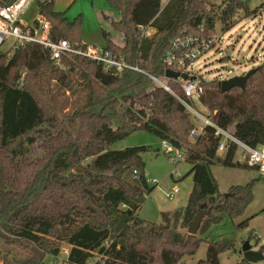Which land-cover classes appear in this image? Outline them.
<instances>
[{"label": "trees", "instance_id": "1", "mask_svg": "<svg viewBox=\"0 0 264 264\" xmlns=\"http://www.w3.org/2000/svg\"><path fill=\"white\" fill-rule=\"evenodd\" d=\"M107 1L119 11L111 25L123 34L124 43L104 30L105 48L145 73L116 75L76 54L56 64L37 43L0 52V264H46L66 248L67 264H87L98 254L107 257L106 264H179L204 242L206 257L195 264H221L220 255L235 249L236 240L206 234L246 213L254 181L222 193L211 166H249L236 160L235 142L218 153L219 139L211 126L191 140L195 123L177 97L185 96L180 84L166 80L174 95L151 76L164 77L165 48L175 38L213 37L217 22L226 33L237 25L241 10L245 17L257 10L244 0H170L164 8L161 0ZM39 6L55 40L83 42L81 16L69 19L53 0ZM142 27L155 31L145 37ZM202 85L200 101L219 126L250 146L264 144V62L243 86L222 91L220 79ZM137 130L185 148L192 164L187 176H193L194 185L187 205L162 212L160 223L138 216L157 186L145 174L143 154L151 148H112ZM80 165L84 170H78ZM202 211L198 232L190 234ZM256 215L235 228H248ZM256 245L264 252L258 238ZM234 264L255 263L242 258Z\"/></svg>", "mask_w": 264, "mask_h": 264}, {"label": "rangeland", "instance_id": "2", "mask_svg": "<svg viewBox=\"0 0 264 264\" xmlns=\"http://www.w3.org/2000/svg\"><path fill=\"white\" fill-rule=\"evenodd\" d=\"M41 1L45 0H35L24 14L23 19L26 22L33 23L35 19H38L41 13L39 6ZM53 1L55 9L66 11L69 19L74 20L78 16L82 17V41L87 45L97 48L106 47L108 42L104 36V30L110 33L109 37L113 41L124 43L123 34L115 31L111 25V19L120 18L119 11L113 8L107 0ZM169 1L161 0V3L165 6ZM244 1L251 9L256 8L257 13L245 17L241 10L235 17L237 25L226 33L222 31V24L217 22L215 35L219 37V41L216 48L193 64L194 73L199 74L204 80L241 79L249 74L255 66L264 62V0ZM216 2L220 4L221 1L217 0ZM197 104L203 112L209 113L201 101L197 100ZM197 123L199 124V122ZM140 145L151 148L149 152L143 154V159L146 162L145 174L150 184H157V186L150 195L146 196L138 211V216L147 221L160 223L162 222V212L174 211L187 205L194 185L193 176H187L192 164L187 160L174 164L164 151L163 140L145 130L133 132L114 143L112 148L119 150ZM236 159L244 162L240 152L236 155ZM211 169L222 193H227L232 185H244L254 181V199L246 213L234 220H227V222L225 220L223 222L226 223L223 226L214 229L215 235L224 234L223 236L236 240L235 249L220 255L221 264H234L243 258L241 248L246 240H250V236L254 234L253 239L250 240L254 247L260 248L256 245L257 235L260 237L259 243L264 244V176H260L257 169L253 167L238 168L214 164ZM176 171L180 175L179 179ZM175 186L179 187V192L175 198H167L166 192ZM254 214L257 215L251 219L248 228L243 230L235 228L236 224ZM206 235L208 236V233ZM206 250L207 244L204 242L194 256L184 257L179 264H195L199 259L206 257ZM66 258L67 255L61 253L60 257L52 258L46 264H67ZM257 264H264V259Z\"/></svg>", "mask_w": 264, "mask_h": 264}, {"label": "built area", "instance_id": "3", "mask_svg": "<svg viewBox=\"0 0 264 264\" xmlns=\"http://www.w3.org/2000/svg\"><path fill=\"white\" fill-rule=\"evenodd\" d=\"M34 1L14 0L11 3L0 2V52H14L21 47L37 43L49 50L51 58L56 64L61 63L63 56L76 54L89 57L103 64L107 70L112 71L116 75H123L126 70L145 73L140 66L128 63L122 56H115L113 52L107 50L105 47L97 48L96 46H89L84 42L73 45L67 39L55 40L52 37L48 20L41 13L33 23L26 22L23 16ZM141 29L145 37H151L155 31L151 27H142ZM218 41L219 37L216 35L210 37L203 34H188L175 38L165 48L164 64L166 69L188 73L190 76H196V79L168 78L166 74L162 79L154 76L151 77L165 90L174 95L177 94L166 80L173 79L180 84L185 96L180 97L177 95V97L195 123V127L191 130L192 140H195V138L203 133L207 126H211L215 130V136L219 139L218 153L220 155L228 150L232 142H235L239 146V152L244 163L249 167L256 168L260 176H264V144L253 147L244 143L228 129L219 126L209 113L206 114L198 107L197 100L200 101V97L204 93L202 85L204 79L199 74L194 73L193 64L199 58L214 50ZM163 146L165 153L174 164L186 160L187 150L185 148H179L167 140H163ZM179 190L178 186L171 188L166 192V197L169 199L175 198ZM123 206L125 207V205ZM63 253L68 256L69 250L66 248ZM106 260V256L98 254L89 260L87 264H97L98 262L106 264Z\"/></svg>", "mask_w": 264, "mask_h": 264}, {"label": "water", "instance_id": "4", "mask_svg": "<svg viewBox=\"0 0 264 264\" xmlns=\"http://www.w3.org/2000/svg\"><path fill=\"white\" fill-rule=\"evenodd\" d=\"M253 70L250 72L252 73ZM247 74L245 77L238 79V78H234L231 80H226V81H222V91H226L234 86H243L248 78V76L250 75ZM166 76L168 78H183L185 80L187 79H191L194 80L196 79V76H190L188 73H182V72H178V71H174L171 69H167L166 70ZM78 170H84V167L82 165L78 166ZM121 173H118V177H120ZM227 195V194H226ZM205 212L202 211L200 212L195 221L191 224V226L189 227V233L190 234H196L201 226L202 220L204 218ZM241 251L243 253V258L248 260L249 262L252 263H258L259 261L264 259V253L263 251H261L260 249H255V247L252 245V243L250 242V240H246L241 248Z\"/></svg>", "mask_w": 264, "mask_h": 264}, {"label": "crops", "instance_id": "5", "mask_svg": "<svg viewBox=\"0 0 264 264\" xmlns=\"http://www.w3.org/2000/svg\"><path fill=\"white\" fill-rule=\"evenodd\" d=\"M166 5H167V4H166ZM166 5H165V6H166ZM165 6L162 5V8H164ZM236 160H238V159H236ZM238 161H239V160H238ZM175 173H177V171H176ZM176 175H178L177 177H178V179H179V178H180V175H179L178 173H177ZM232 186H234V185H232ZM230 187H231V186H230ZM230 187H229V188H230ZM228 190H229V189H228ZM190 193H191V192H190ZM252 202H253V201H252ZM252 202H251V204H252ZM251 204H250V205H251ZM250 205L248 206V209H249ZM248 209H247V210H248ZM140 218H141V217H140ZM226 222H227V221H226ZM226 222H223L222 224L220 223V224H218V225H214V226L210 229V231L208 232V236H209V238H210V239H212V238L215 239V238L224 237V236H223L224 234H223V235H222V234L215 235V234H214V229H215V228H220V227L223 226ZM214 235H215V236H214ZM257 238L260 239V237H259L258 235H257ZM261 244H262V243H260V245H261ZM255 249H258V247H255ZM256 264H257V263H256Z\"/></svg>", "mask_w": 264, "mask_h": 264}]
</instances>
